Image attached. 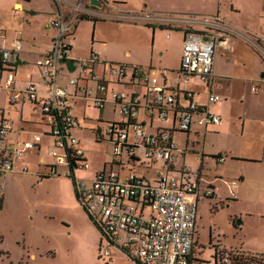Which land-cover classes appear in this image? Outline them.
<instances>
[{
    "label": "built area",
    "instance_id": "built-area-1",
    "mask_svg": "<svg viewBox=\"0 0 264 264\" xmlns=\"http://www.w3.org/2000/svg\"><path fill=\"white\" fill-rule=\"evenodd\" d=\"M51 1L54 6V16L49 22L53 30L51 46L34 62L44 83V92L33 82L16 87L22 41L16 37L7 44L6 33L0 28V96L6 92V107L0 106V177L13 171L19 156L28 150H40L43 137L50 138L47 155L51 161L42 162L47 167L46 175H58V167L64 166L67 176L69 166L72 167L77 198L106 240L107 246L100 252L101 261L109 256L111 245L132 255L140 264H191L197 260L193 253L198 185L191 180V171L185 164L174 166L181 150L173 133L221 124L222 117L209 109L221 100L212 90L213 61L218 47H230L228 34L234 31L219 14L200 18L158 17L159 24L172 28L171 23L199 27L180 29V63L176 70H170L174 74L170 79L167 71L103 61L93 52L87 58L68 60V39L82 18L139 22L140 16L111 14L90 5L89 0ZM142 18L150 19L147 15ZM67 61L72 68L66 67ZM98 65L100 71L96 70ZM71 71L73 75H67ZM110 84L129 85L130 89H109ZM139 86L143 92L135 88ZM201 93L204 100L199 102L195 96ZM80 99L99 110L111 102L113 111L121 117L108 120L104 129L112 145V164L118 169L103 167L89 179L75 176L77 170L89 168L80 140L72 134L78 125L71 111L72 104ZM24 102L39 112V123L44 129L33 133L31 139L10 143L7 139L12 129L9 110H16ZM101 131H97L99 136H103ZM138 148L140 155L136 153ZM156 163L162 170L154 171L150 178L146 174L153 171ZM136 166L145 172H139ZM126 168L128 171L121 173ZM240 256L238 252L216 249L213 264H232Z\"/></svg>",
    "mask_w": 264,
    "mask_h": 264
},
{
    "label": "rangeland",
    "instance_id": "rangeland-1",
    "mask_svg": "<svg viewBox=\"0 0 264 264\" xmlns=\"http://www.w3.org/2000/svg\"><path fill=\"white\" fill-rule=\"evenodd\" d=\"M21 1L25 9L37 13L20 11L19 1L0 0V28L6 33V43L19 38L23 43L21 56L26 57V63L16 70L15 84L22 88L32 80L45 88L43 81H38L34 62L51 41L49 36L52 33L42 27L51 6L49 0ZM168 3L170 7L190 11L187 14L193 18L219 12L234 31L228 34L231 35L230 43L234 44L232 51L226 52L218 47L213 61L217 82L221 84L216 92L221 96L220 102L227 100L229 105V115L222 116V121L228 123L227 132L220 130L218 134H205L204 137L190 134L186 140L180 133L174 137L177 148L183 149V155L180 156V152L175 165L178 167L185 163L191 176L200 178V184L206 188L197 202L193 253L197 260L193 264H213L216 249L251 256L247 252L252 246L256 242L264 243V224L255 219L246 220L240 177L244 176L247 162L241 156L246 150H256L261 141L240 140L239 133L242 121L249 122L253 133L264 128V80L260 79V73L264 71V0H168ZM93 23L89 19L80 20L76 33L70 37L72 42L87 48L94 45L93 51L101 55L103 61L151 66L167 71L170 79L174 78L170 70H176L179 61L181 39L180 30L176 29L199 28L171 23L172 31L157 30L151 52L152 34L148 36L147 31L138 29L133 23L108 19ZM166 33L170 39L165 38ZM101 42L106 47L99 49ZM224 88L229 92L225 94ZM3 99H0V105L5 104ZM28 103L23 108L24 115L32 111ZM75 110L80 121L72 134L80 140L89 164L88 169L77 170L75 176L86 179L93 170H102L103 167L109 170L113 166L117 170L118 166L112 164V145L104 129L108 120L120 119V115L113 111L110 102L102 111L89 103L85 106L78 104ZM16 115L12 112L10 116L14 119ZM99 128L103 136L97 134ZM43 129L38 127L36 131ZM22 139L25 137H20ZM49 142L50 138L43 137L40 150H28L16 159L14 169L18 171L7 172L0 177L4 199L0 209V264H103L104 261L107 264H140L132 255L111 245L108 247L109 256L104 261L100 260V252L107 246L106 240L80 204L71 179L63 176L66 168H59V177L42 178L47 167L39 158L51 159L47 155ZM136 153L140 155L141 149L138 148ZM218 153L223 159L225 156L222 163L217 160ZM261 162L264 175V158ZM126 166L131 168L130 164ZM128 168L121 173L127 172ZM136 170L145 172L140 166H136ZM157 170H162V167L156 163L153 171L146 175L153 178L150 174ZM218 177L221 180H218L217 193L222 196L221 200L211 195L215 188L209 187ZM232 183L237 187H232Z\"/></svg>",
    "mask_w": 264,
    "mask_h": 264
},
{
    "label": "crops",
    "instance_id": "crops-1",
    "mask_svg": "<svg viewBox=\"0 0 264 264\" xmlns=\"http://www.w3.org/2000/svg\"><path fill=\"white\" fill-rule=\"evenodd\" d=\"M14 1L20 2V5H21L20 11H22V12L30 11L31 13H37V12H35V10L25 9L24 4L21 0H14ZM101 1H102V5H101V7H98V8L101 9L102 11H107L111 14H116V15L125 14V15H139L140 16L139 22L133 23V24L138 29L147 31L148 36H150L152 34V40L150 42L151 47H149L151 52H152V48L154 47L153 43L155 44V42L153 41V38H155L157 30L172 31V29H174V28H171V29L159 28L156 25H158L161 22H159L157 18L158 17H164V16H170V17L184 16V15H188L187 13L190 12V11H183L180 8L170 7L168 0H101ZM49 3L51 6V9L49 10V17H46L42 21V27L46 31H48V32L50 31L52 33L49 36L50 37L49 39L51 40V37L53 35V30L49 27V22L54 16V6H53V3L51 0H49ZM216 14H219V12ZM146 15L149 16L150 19L149 18H142V16H146ZM32 17H35V14H32ZM145 22L152 24L153 26H146V25H144ZM78 23H77V25H78ZM77 25L75 26V29L73 31V35H74V33H76ZM180 29L181 28H178L176 30H180ZM166 35H167V33H166ZM70 37H72V35ZM165 38L170 39V36H168V37L165 36ZM180 39L182 42V31L181 30H180ZM68 41H69V51L67 54L68 60H71L74 62V61L79 60V59L87 58L90 55V53H92V52L97 54L101 60H104L101 55H99L98 53L93 51L92 47L94 45L89 46L87 48V47L78 46V44H75V41L72 42V38L71 39L69 38ZM50 46H51V41H50V44L46 47V49H44V51L41 54H39L38 56L47 52L50 49ZM101 46L106 47L104 42H101V45H98V48L100 49ZM233 46H234V44H232V42H231L230 47L228 49H224V51H226V52L232 51ZM146 47H148V46H146ZM179 51H180L179 52V61H178L177 67L179 66V63H180L181 44L179 46ZM24 53L28 54V55L31 54L30 52H27V53L24 52ZM160 55H162V53ZM24 63H26V57L22 58L21 53H20V57H19V61L17 62V66L19 67L21 64H24ZM68 63L69 62H67L66 67L69 66ZM139 65H141V64H139ZM142 65H145V64H142ZM18 67H17V69H18ZM63 68H65V66H63ZM96 70L100 71V65L96 66ZM36 71H37V75L39 78L38 81H40L42 83V78L40 76L39 70H36ZM262 72H263V70L261 71V73ZM214 74H215V72H214ZM67 75L72 76L73 72L72 71L70 73L68 72ZM260 79H261V77H260ZM261 80H264V78ZM28 82L35 83L32 80H29L26 83H28ZM64 84H65V82H64ZM65 86L67 87V89H70V87L68 85H65ZM220 86H221V84L219 82H217V76L215 74V82H214V85L212 88L213 92L218 94V92H216V90ZM38 88H39L40 92H44V90H45V88H43L41 86L40 87L38 86ZM112 88L130 89V86L127 85L126 87H124L123 85L110 84L109 89H112ZM135 88L138 91L143 92L142 87L139 86V87H135ZM223 90L225 91V94L229 92L227 88H224ZM3 93H5V100L2 97L4 95ZM3 93L1 94L0 99L1 100L3 99L5 104L0 105V106L6 107V92H3ZM195 99L198 100L199 102L203 101L204 100V94L201 93L200 95L195 96ZM27 103L24 102L22 105L19 104L16 107V110H13V111L9 110V117L12 120V129L8 133L7 139L10 141V143L13 142L14 140H20V137L21 138L25 137V139H22V140L31 139L32 134L37 132L36 129L38 127L39 128L43 127L39 123L40 114L38 111H35L36 109H33L32 105H30L28 103L30 105V108H32L31 112H28L26 115H24L22 113L23 108H24V106H26ZM86 103H88V102H85L84 100L80 99V100H78L72 104L71 111H72L73 115L77 118L78 122L80 121V117L76 114L75 109L77 108L78 104L85 106ZM111 104H112V108L114 109L113 103H111ZM103 109H105V107L102 108L100 111H102ZM209 109L211 112L218 114L221 117L229 115V105H227V100L223 101V102L218 101L215 104L210 105ZM12 112L17 113V115L14 119L11 118V116H10L12 114ZM35 112H37V113H35ZM111 120H118V119L112 118ZM227 125H228L227 122L222 121L221 124L218 126H208L206 128L195 127L191 131H189L188 133H180V134L184 135L185 140H186V138L188 139L190 134L196 135V136L202 135V137H204L205 134H211V133L212 134H218L220 132V130H222L223 133L227 132ZM176 134H179V133L178 132L173 133V139H174ZM239 137H240V140H245V141H249V140L261 141V146L256 147V150H246L247 152H245V154H243L241 156V159H245V161L247 162L246 163L247 169L244 172V176L240 177V180H241L240 185L243 188V190L241 191V197L244 198L242 201H244L245 206H246V208H245L246 220L255 219L260 224H264V175H263V167H262L263 164L261 162V158H264V128L260 129V132L253 133L250 129L249 122L242 121ZM49 144H50V142H49ZM180 150H181L180 156H182L183 155V149H180ZM230 155L232 156V158L233 157L237 158V157L233 156L232 154H230ZM218 156L221 157L222 154L218 153ZM203 157H204V155H203ZM203 157H202V159H203ZM224 159H225V156H224ZM224 159L222 161H219L218 159L217 160L222 163L223 161H225ZM39 160L41 162H44V163L45 162L49 163L51 161V159L46 161V159L42 156L39 158ZM183 164H185V163H183ZM183 164H181V165H183ZM243 165L245 166L244 163H243ZM174 166L177 167L175 165V163H174ZM59 168L60 167H58V172H59ZM13 171L16 172L18 170H16V168H15V169H13ZM139 172H142V171L139 170ZM63 173H64L63 176L67 177L66 176V170ZM93 173H94V170L91 172L89 177L86 176V179L91 178ZM46 174H48L47 171L45 172L44 175H46ZM59 176H60V174L54 175L52 177H59ZM215 179L216 180L214 181V183L209 184V187L215 188L211 195H215L216 197H218V200H221L222 196H218L219 194L217 193L219 191L218 182H220L218 180H221V177H218ZM191 180L197 182V185H198L197 186V202H198L199 195L201 193H205L206 188L200 184L201 180L197 176L196 177L191 176ZM216 183H217V185H216ZM226 185L228 186V184H226ZM232 187L236 188L237 185L232 183ZM230 190L231 189H229V191ZM232 194H233V191H232ZM232 197H233V199L236 198V194L233 195ZM240 224H242V222H240ZM252 247L253 248H251L249 250V252H247L248 255H257V256L264 255V243L256 242ZM238 253L240 255H242V253H240V252H238ZM243 255H244V253H243ZM192 262H193V260H192ZM192 262H191V264H193Z\"/></svg>",
    "mask_w": 264,
    "mask_h": 264
},
{
    "label": "trees",
    "instance_id": "trees-1",
    "mask_svg": "<svg viewBox=\"0 0 264 264\" xmlns=\"http://www.w3.org/2000/svg\"><path fill=\"white\" fill-rule=\"evenodd\" d=\"M82 19H89V20H92L95 24L96 21H99L100 19H93V18H88V17H84ZM115 22H129V23H137V20H131V19H124V20H115ZM144 25L146 26H153L152 24H149V23H144ZM158 26L159 28L161 29H171L172 27H170L169 25H165V24H158L156 25ZM69 62V67L72 68L71 64H70V61H67ZM43 177H49L47 175H43ZM68 178L71 179V182H72V185H73V188H74V181H75V177H74V174L72 172V167L69 166V173L67 175ZM3 194H2V190H0V209L3 207ZM238 262H241L243 264H264V255H251V256H240V258L238 259Z\"/></svg>",
    "mask_w": 264,
    "mask_h": 264
},
{
    "label": "water",
    "instance_id": "water-1",
    "mask_svg": "<svg viewBox=\"0 0 264 264\" xmlns=\"http://www.w3.org/2000/svg\"><path fill=\"white\" fill-rule=\"evenodd\" d=\"M89 4L95 7H101L102 1L101 0H89ZM261 78H264V71L260 74ZM240 224V222H238Z\"/></svg>",
    "mask_w": 264,
    "mask_h": 264
}]
</instances>
